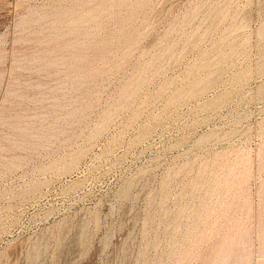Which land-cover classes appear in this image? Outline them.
Wrapping results in <instances>:
<instances>
[{
    "label": "rangeland",
    "instance_id": "1",
    "mask_svg": "<svg viewBox=\"0 0 264 264\" xmlns=\"http://www.w3.org/2000/svg\"><path fill=\"white\" fill-rule=\"evenodd\" d=\"M0 264H264V0H0Z\"/></svg>",
    "mask_w": 264,
    "mask_h": 264
}]
</instances>
